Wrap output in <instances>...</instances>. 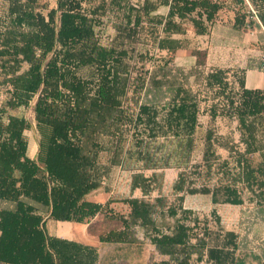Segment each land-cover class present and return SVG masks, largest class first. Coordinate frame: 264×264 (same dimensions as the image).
<instances>
[{
    "label": "trees",
    "instance_id": "obj_1",
    "mask_svg": "<svg viewBox=\"0 0 264 264\" xmlns=\"http://www.w3.org/2000/svg\"><path fill=\"white\" fill-rule=\"evenodd\" d=\"M162 7L167 15L159 14ZM0 9V264H99L95 246L54 236L47 225H86L102 216L120 228L100 243L136 244L141 229L162 257L153 264H245L238 235L223 228L215 209L214 230L184 204L188 195H204L215 206L251 204L264 212V90L246 88L244 71L204 74L206 49L192 51L190 76L202 77V90L189 87L188 77L180 82L172 67L185 47L177 36L188 23L197 36L209 35L224 3L0 0ZM90 17L117 23L108 49L91 44ZM204 93L212 96L211 120H235L240 138L210 127L202 160L192 163ZM24 108L32 109V121L17 114ZM31 127L36 153L26 137ZM178 159L185 166L173 163ZM174 167L170 202L162 192L165 171ZM116 168L131 172V192L143 197L89 200L109 193ZM114 202L129 214L113 213Z\"/></svg>",
    "mask_w": 264,
    "mask_h": 264
},
{
    "label": "rangeland",
    "instance_id": "obj_2",
    "mask_svg": "<svg viewBox=\"0 0 264 264\" xmlns=\"http://www.w3.org/2000/svg\"><path fill=\"white\" fill-rule=\"evenodd\" d=\"M144 0H133L134 3H140ZM224 3V10L219 14L217 21H223L228 24V27L236 23V17L239 19V28L243 32L253 31L258 37V43L253 44L254 49L258 51L257 58L261 60L262 53L264 52V40L261 34V30L258 27V15L260 5V0H249L253 10L250 5L245 0H219ZM53 4V3H52ZM2 11V9H0ZM167 8H161L159 14L167 15ZM91 25L93 27L94 38L91 44L101 46L102 48H109L112 45L113 39L116 35V22L109 17H90ZM216 24V22H215ZM187 33L183 36H177V38L184 41V49L178 51L173 56L172 67L176 69L174 75L176 78L182 82L186 77H188V84L192 86L195 90H202L196 84L197 80L199 83L202 82V77L199 75L190 76V72L196 67V59L192 55L194 49H203L204 43L198 39L197 35L194 33L193 28L188 23ZM145 40V37H144ZM149 47L152 48L151 55H156L160 57L158 53L152 47V43H149ZM166 53H163V56ZM148 67L153 70L150 66ZM178 69V70H177ZM207 73L208 68L202 70ZM201 71V72H202ZM206 102L202 103L200 123L201 127L196 135V147L191 158L192 163H199L202 160V155L204 151V138L207 130L212 127L217 133L222 136L233 138L236 141L239 140L240 134L235 133L233 130L235 125L230 123V121H222L220 117L215 122L211 120L208 113L210 105L212 104L211 94L204 93ZM6 95L0 94V106L5 101ZM143 99V97H142ZM20 116L26 117L28 120H33V112L31 108H24L17 111ZM210 117V119H209ZM227 118V117H223ZM230 119V118H227ZM235 134H234V133ZM231 133V134H229ZM26 137L32 146L33 153L37 151V132L34 127H31L26 132ZM173 146L172 148H174ZM220 154L223 157H227V153L220 150ZM35 155H31L34 157ZM107 157L104 155L102 161L105 162ZM174 164H179L185 166L187 161H181L180 159L174 160ZM129 166H126V169ZM179 168H171L165 171L164 188L163 195L166 196L170 202L174 201L173 194V184L178 178ZM131 178V172L128 170H123L120 168L114 169L111 177L106 182V187L109 189L110 193L104 191H99V198L96 201H101L103 204L107 201L109 195H112L110 199L114 201H120L126 199L131 195L128 186V180ZM113 192V194H112ZM157 194H155L156 196ZM154 196V197H155ZM106 203V202H105ZM185 207L194 211L201 219L208 217L210 220V226L212 229H216V224L211 216L212 211L215 209L221 218V224L226 231H233L239 237V250L238 257L244 261L245 264H256L264 263V212L259 211L254 205L246 204L244 206H232V205H213L209 196L204 195H188L185 199ZM113 213L116 215L127 216V205L114 202L111 206ZM48 230L50 234L54 236L64 237L68 239L77 240L84 244L93 245L99 247H104L103 256L107 258V262L113 264H153L156 261H160L162 258L158 256L155 252L154 247L151 245L149 240L144 236V232L141 229L136 230V236L139 239L136 244H121V245H110L101 244L99 242V237L108 234L111 230H116L120 228V224L115 221L107 220L104 216L91 221L90 223L83 225L75 222H57L51 220L48 222Z\"/></svg>",
    "mask_w": 264,
    "mask_h": 264
},
{
    "label": "crops",
    "instance_id": "obj_3",
    "mask_svg": "<svg viewBox=\"0 0 264 264\" xmlns=\"http://www.w3.org/2000/svg\"><path fill=\"white\" fill-rule=\"evenodd\" d=\"M257 19H258L257 25L261 30V34L263 36L262 38L264 40V10L262 9L259 10ZM239 24L240 22L238 17H236V23H233V25H231V28L230 26L228 27V24H225V22L218 20L216 21V24H214V27L209 35L197 36L198 39L204 43L202 48L208 50L207 68L208 70L218 67L222 69L244 71L246 88L251 90H257V89L264 90V75L261 73V62L264 57V52L262 53L261 60L259 61V59L256 57L258 51L253 47V44L258 43V37L256 33L253 31L250 32L241 31L240 29H238ZM216 120H218V118ZM220 120L222 121L228 120L230 121V123H233L235 125L233 131L235 133H239L237 129V122L235 120L227 119L223 117H220ZM128 186L130 189V193L133 197L135 198L143 197L142 192L140 190H136L133 193L131 192V188H130L131 178L128 180ZM98 196H99V191L90 195L88 199L94 202L102 203L101 201L95 200L96 198L102 196V194H100L99 197ZM109 196L110 197H108L107 201H109L110 198L112 197V195ZM129 211L130 209L127 206V214H129ZM101 244H107V243H101ZM110 245H114V244H110ZM95 247L98 249L99 252V264H113V262L112 263L107 262L106 257L104 258L103 256V252L105 250L104 247H99V245Z\"/></svg>",
    "mask_w": 264,
    "mask_h": 264
},
{
    "label": "built area",
    "instance_id": "obj_4",
    "mask_svg": "<svg viewBox=\"0 0 264 264\" xmlns=\"http://www.w3.org/2000/svg\"><path fill=\"white\" fill-rule=\"evenodd\" d=\"M245 1H247V3L250 5L252 11L255 13V11L253 10L249 0H245ZM256 17H257V14H256ZM261 73L264 75V57H263L262 62H261Z\"/></svg>",
    "mask_w": 264,
    "mask_h": 264
}]
</instances>
